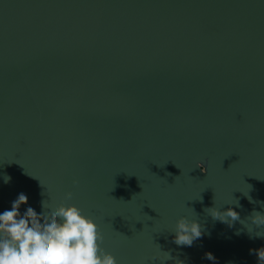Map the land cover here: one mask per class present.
Returning a JSON list of instances; mask_svg holds the SVG:
<instances>
[{"label": "water", "instance_id": "95a60500", "mask_svg": "<svg viewBox=\"0 0 264 264\" xmlns=\"http://www.w3.org/2000/svg\"><path fill=\"white\" fill-rule=\"evenodd\" d=\"M20 193L80 208L117 264H258L264 0H0V214Z\"/></svg>", "mask_w": 264, "mask_h": 264}, {"label": "clouds", "instance_id": "9594fccd", "mask_svg": "<svg viewBox=\"0 0 264 264\" xmlns=\"http://www.w3.org/2000/svg\"><path fill=\"white\" fill-rule=\"evenodd\" d=\"M197 167L207 173L203 164H197ZM4 179L6 183L10 181V177L5 176ZM78 183V180L73 181L74 186ZM72 197V192L65 194L66 200ZM248 198L250 202H255L250 196ZM27 204L28 197L20 193L12 202L11 210L0 214V264H117L116 258L101 247L104 240L101 229L93 219L83 215L80 208L64 204L52 208L45 200L41 202V214L27 207L21 215V206ZM236 206L239 207L238 201ZM204 211L229 227L237 221L241 224L244 221L231 207L225 211L217 207L205 208ZM247 221L255 226V237H264V230L256 231L264 229V213L253 210ZM247 231L251 236L252 232ZM174 232L173 242L177 246L191 247L204 235L201 224L187 217L177 220ZM160 252L164 255L154 254L152 261L163 264L173 259L170 252L161 249ZM249 252L257 256L258 264H264V247L250 249ZM205 258L217 264L211 252L205 253ZM176 264L182 262L176 260Z\"/></svg>", "mask_w": 264, "mask_h": 264}]
</instances>
